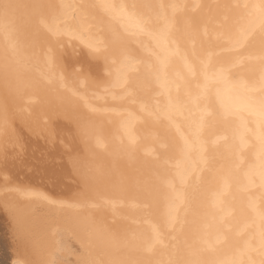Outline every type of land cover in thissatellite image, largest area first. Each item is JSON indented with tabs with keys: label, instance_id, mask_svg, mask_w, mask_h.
I'll use <instances>...</instances> for the list:
<instances>
[{
	"label": "flooded vegetation",
	"instance_id": "flooded-vegetation-1",
	"mask_svg": "<svg viewBox=\"0 0 264 264\" xmlns=\"http://www.w3.org/2000/svg\"><path fill=\"white\" fill-rule=\"evenodd\" d=\"M38 1H41V0H38ZM43 1H46V3L49 2V0H43ZM57 1L59 2L61 1L62 8H63L62 12L57 18H60V17L68 18L71 14L68 12L70 8L74 5V1L54 0V2H57ZM91 1L94 5L99 6L100 12L102 13V15L98 14L99 16L102 17V18L100 17L98 21H100L101 24L103 20L106 21L108 24H111L113 22L118 28V31L116 30L114 31L115 35L111 37L112 33L109 30H107V28L104 26L105 29L103 30L107 31V34H106L107 36L104 34L106 31L105 32L103 31L102 35L105 38L107 37L106 40L108 39L109 43L106 44L107 46H105V43L104 44L102 43L104 42L100 36V34L102 33V30L98 32H94L93 38L84 37L83 34L86 31L80 32L77 36L72 37L68 43L66 42V44L59 38L61 35H63L66 32H71V33L79 32L81 28L80 30H78L79 26L77 25L81 26L82 21H85L86 18H81V20H72L70 18L66 22L64 21L62 26L59 23H55V22H54L55 24L48 23L49 20H46V22L42 24V31L46 30L53 37L54 47L65 49V52L67 54H70V53L73 54L74 59L77 61L76 64L84 66L82 70L80 69L72 70V72L73 71H77V72H73L71 76L74 75L75 77L78 78V76H81L82 73L85 71L81 77L85 78L84 82L86 86L90 87V85L96 82L98 78L100 77L99 68H100L101 58L105 57L104 59L106 60H109L108 58H110L109 56H103L102 53L105 50L114 52L118 48L120 47L124 48V47H127L128 45H138L140 46L141 49L138 55L135 56V54H130L131 56L128 55L127 57L123 58L119 64L117 65L114 64V66H112L111 70L108 72V76L110 78L108 81L110 82L108 84V87L101 90L100 94H96L95 95L96 99H94L91 96H88L85 103H83L82 106L79 108V109L82 108L83 112L84 110L87 111L88 113L94 112L95 114L94 117L84 118V116L79 112V110L72 108L69 104L71 100H74L78 96H86L89 94L86 91L87 89L83 90V88H81L78 94L74 93L72 90L69 89V88H72L71 84H75L76 79H74V76L70 77V80L68 79L67 81L68 83L66 82L64 83L66 84V86L64 85V87L60 88L61 87L60 86L58 88L57 91L59 92V94L60 93L64 94L63 96L66 99L65 103L68 106L69 110L71 109L73 111L72 112L70 110L72 113H75L74 111H76L75 115H73L75 120L76 118L77 120L83 118L85 120L84 122L85 124L83 123L84 124L83 125L80 123V125L90 126L96 123L93 120L95 117L99 115H104V116L109 115V116H114V117L122 115V113H117L116 115L110 114L108 110L104 108L103 110L102 108H98L97 107L98 101L125 100L126 98L131 97L132 94L131 93L126 94L124 92V88L132 82H138L142 86L145 85V86H148L149 88H158L159 89V94L157 95L158 100L145 105L141 109L143 117H141L140 119H135V116L137 115V111H138V109L136 108H134L132 112L127 113L126 116L122 119L121 133L117 139L119 151L120 152L124 151L125 153L127 152L125 154L127 156V155L132 154L138 149L137 143L139 141L138 139L139 137L137 133L133 131V129L137 125L145 123V122H151L153 124L164 123L166 128L168 129L170 127L174 128L173 133L176 136V138L178 136V148H179L178 160L172 164H168L167 162L163 163L164 167L167 168V171H166L167 173L166 172L158 173L157 174L158 177L156 178L157 180L154 182L155 184L152 183V185L150 186L143 185V188L146 189L148 193L146 198H148L149 194L152 196L150 189L154 191V194H153L154 196H156V194L162 196V199L164 200V203H165L164 211H163L165 214L164 220L154 225H148V226L137 225L139 229H141L142 227L146 229L147 237L150 238V242H151L149 245L145 246V244L143 245V242H141V244H138L137 248H135L134 246H136V243L133 244L134 240L130 241L129 239L124 240L127 242V244H124V242L121 243L122 240H120L119 244L121 243V245L123 244L124 246L127 247L128 243L132 242V244L134 245L133 246L134 249H131L132 248L131 243H130L131 246L129 247L128 245L127 248H128V251H129V248L131 249L130 251L134 250L135 255L134 257L131 258V260L133 259L134 262L136 260L135 257H138L136 255H139L140 253H144L147 256L149 255L151 256L159 249L163 250V254L165 255L167 254L166 256L164 255L165 259L168 258L165 261L166 262L165 264H168L170 260H172V262H175L173 260H175L176 257H177L176 261L179 262L180 260L184 259V257L180 253V251L182 250L181 249L179 250L180 246H182V248L188 249L186 251V254H187L186 257L188 258V264L190 263L191 264H264V132H263L264 118H262L257 113L259 112L258 108L252 111H249V110L246 111V110H240L237 107L238 101L247 100L251 96H258V94L260 95L261 93L258 91L264 90V57L256 58L254 60V59H246L244 57H241L240 55L242 51L245 52L247 49L250 50L252 48V45H249L247 43L250 39H252L258 33V29L260 30V28L262 27V24H264V7L256 6V7L250 8L249 5L251 3V0H245V1L238 0L237 4L241 5V11H242L241 14L243 15V18L241 19V25L239 26V28L235 29L234 32H230V33H228L229 32L228 27L225 28V30L221 28L222 32L227 30L225 34H228L229 36L234 37V38L226 40V41L224 40V43L225 45H227L228 50H226L225 53L221 52V54L219 53L218 55L212 57L207 63V66H210L211 63L219 59H223L224 57H230L229 59L230 60L232 59V61L233 60L236 61L237 59V61L233 66L229 67V69L224 68L225 70H218L216 72H211V73L206 72L202 74V73H199V66H200V63L198 62V57H199L198 54L200 53L199 47L201 46L202 43H204V41H208L207 40L208 38H204L206 40H203L202 38H200L203 41L199 39V44H196V45L193 44V46L188 45L190 46V48L192 47L191 49L188 46H184L185 41L183 40H185L186 39L185 37L188 36L189 34L188 30H190V32L194 31L190 33L191 36L195 35V32L197 31V29L195 28H197L199 23H201V21L204 19L203 17L207 15L206 13L210 12V14H213L215 10L219 11L216 4L209 3V0H204L205 4L204 2H202V0H199L200 2L198 0H187V1L184 0L185 2H183L182 0L181 2L180 0L179 3L169 4V7H166L165 5H163V9L169 10L172 8L174 12H176L175 15L177 17L180 15V13H182L180 15V18H182L181 20H183L182 21L183 23H181V20L179 22L178 18L174 14H172L173 11H169V14H167L166 16H163L164 18L159 19V21L156 20L157 26H152L149 19L151 20V22L154 19H151V18L146 19L145 17H142L141 15L133 16V14L137 12V11L135 12V10L138 8L136 9L132 8L133 11L130 8H129V11L127 8H124V10L123 9L118 10L116 6V2L118 0H91ZM187 2H189V5L191 3L195 5V8L198 7L197 10L194 8L195 11L198 13L194 11L193 12L194 14L195 13L197 14L196 16H198L199 14V17H195V16L190 17V21L192 20L194 21V19L196 21V22H191L192 25L194 24L193 27H191L190 22H185L186 24L187 23L188 24L184 25V26H187L186 28H184V31H186V33L184 31L183 32L187 34V36H185V34L181 35L180 34L181 32L180 33L178 32L177 36H179V34L180 36L175 37L176 33L173 32V28L176 26L177 22L180 23L177 25L182 24L183 26V24H185L183 18L187 17L186 19L188 20L189 18L188 15L190 13L193 14L192 11L189 12L187 9L184 10V8L187 7L186 5H188ZM136 3L137 4L135 5H140V1L138 2L137 0ZM211 4L212 6H210ZM221 4H224V2L221 1ZM161 8L162 7H160V9ZM174 8H179V9L176 11ZM186 10L187 12H185ZM204 10L206 11V13ZM249 10H250V13H248ZM88 11L90 12L89 8H88ZM183 11L186 14L188 13V15L185 16L186 14H184ZM130 12L133 14H131ZM177 12H179L178 15H177ZM201 12L204 14L201 15L202 14ZM94 14H96V12ZM169 15L170 16L172 15V16L169 18L168 17ZM104 16L107 17V19ZM92 19L94 18L89 19L90 20L89 22L92 21L94 23ZM96 20L97 19H95V22H97ZM173 20H177L176 23ZM70 22L72 24H70ZM100 22H97V25L100 24ZM68 24H70V26H67ZM190 27L192 30L190 29ZM219 28L220 27H218L217 30ZM171 32H173V36L171 35L172 34ZM117 34L125 35V38L121 41H117L116 39ZM215 35H213V39L212 37L211 39L214 41L215 45L216 44L221 45L218 40L219 38H222V35H219V37L217 38H215ZM55 37H58V38H55ZM180 37L182 38L181 40L179 39ZM96 38H98L97 41L95 40ZM214 38L216 41L214 40ZM143 41H147L148 43L151 42V44L149 43V46L147 49H143V46H142ZM181 41L183 44L181 43ZM75 43L80 44L82 47H84V50H86V53H83L82 51L75 52L74 50H71L70 46ZM112 43H113V46H111ZM87 51L90 52L91 55H89ZM92 55L94 56L92 57ZM91 57L95 61H91ZM193 57L194 59H192ZM243 64L244 65L248 64L249 65L248 68L246 69L243 68L244 67ZM93 66H96L95 69L93 68ZM234 66L235 68H233ZM238 66L242 68H240L239 70L236 69L238 68ZM251 66H253L252 69L254 71L250 69ZM90 70L92 71L89 72ZM232 74H234V76L235 74L237 75L243 74V75H239L238 78L237 77L234 78ZM242 76H246V78L248 77L247 80L248 79L252 80L250 84L247 81H245L246 80L244 79L245 77H242ZM71 78H73L72 79L73 81H71ZM196 78H199L198 84L194 82ZM90 79L91 81L89 82ZM69 81L71 82V84L69 83ZM196 88L199 90L197 91ZM192 90H195V93H196L195 97L192 100H188V102H185L187 99L185 100L183 99V97L186 98L187 97L186 93ZM179 96L180 98L182 97L183 100L180 99ZM199 101H204L205 104L202 106H198L197 104ZM220 123L224 124L226 127L224 128L225 134H223V136L216 138V140L210 139V142H212V145L211 143L209 145L206 144L205 140L207 142L208 138L205 137L206 135H204L205 134L204 129H207L208 127L209 128L214 127L213 130L211 128L210 133L214 132V134H216L217 129H215V127H217L218 126L217 124H220ZM97 124L103 128L102 126L103 124L101 122ZM76 125L80 127L79 122L76 123ZM249 126L251 127V129ZM201 131H204L203 132L204 134H202ZM72 133H73L71 134L73 135L72 138L75 140L77 132H72ZM87 135L89 136V133ZM102 135L100 137L103 139L104 134ZM79 137H77V139ZM203 137L205 138V140ZM156 138L158 137L156 136ZM145 139L143 138V141H146ZM80 140H82L81 146L79 145L81 142L78 143L77 141L76 143V141H74L75 142L74 144L76 146L75 148H77L76 144H78V149L80 147L81 148L89 147L87 149L88 151L89 150L91 151V149L95 148L96 147L95 145L98 142L97 140V141H94L93 144H91L89 143V139L86 137L84 139L81 138ZM84 140H85V143L86 141L88 142L89 146L86 145L85 147H83V145H85L83 143ZM209 146L211 148H209ZM81 148H80L81 151L80 150L78 151L79 153L78 155L80 156L82 154L84 155L85 153H87L86 150H85L86 152L84 153V149H81ZM163 149H166V147H163ZM163 149L162 151H165ZM219 150L223 151L220 158L218 157V159H210V160L204 159L206 158L205 156L209 157L211 154H214L215 151H219ZM154 151L155 150L151 151L150 153H147L145 156L146 159L150 160L149 166L151 168L157 166L155 162L154 161L151 162V160H156L159 156L158 154H155ZM107 153L108 152L105 151V148L102 147L101 151L99 150V153L97 156L95 157L89 156V158L91 159L87 157V154H85V156L88 159L87 158H86L87 160L83 159L82 158L83 155H82L81 158L83 159V163H84V160L86 162L88 160L89 161L91 160L93 161V163H91V161L90 163L93 165H91L89 161L87 162L89 163L88 165L84 163L83 168L86 165L87 167L85 168L88 171L86 169L81 168L83 170V173L80 174V176L83 175L85 172L84 175L86 177L84 175L83 177H85L86 180L92 177V180L95 181L93 178V175H96V173L98 172L97 169L100 168V166L102 168L103 161H99L100 159L98 160V158H101V157H102L101 158L102 160H104L103 159L104 157L105 158L104 161L105 162L109 161L110 163H111V160L114 161L115 158L113 159V157H116V156L119 157V158H116L118 162L116 160H115L116 163L112 162V166L115 164L113 166V169H115V167H118L119 164L120 166L123 165V168L127 166L125 165V162L126 160H128V157H126L125 155H123V158H122V156L121 157L118 156L119 152L114 150L112 151V153L116 154L115 156L114 154L112 156L110 154L111 152L108 153L109 155H111L112 157L111 158L110 156L106 155ZM108 157L110 159H108ZM93 159L96 160V163H95L96 165L94 164ZM97 162L99 165H97ZM100 162L102 164H100ZM106 164L107 163H105V167H106ZM116 164L118 166H116ZM131 165L133 167L131 168L132 170L129 171L130 173H137L138 175L142 173L143 176H146L147 178L152 176L150 173L149 174L145 173L144 170H139V166H141L139 162L132 163ZM108 166H110V164L107 165V168H106L107 170L109 169ZM216 166H217V170L215 171V174L212 176L210 180L211 181L210 186L212 187V191H213L212 195L209 196L207 199L204 198V200L202 201V203H200L199 206H188L186 196L189 195L191 198H195L197 195H200V196L203 195L206 190V184H205L206 177L204 176V173H206L205 171L210 170L209 168L216 167ZM119 167L116 168V170H118ZM129 167L130 165L127 166V169ZM93 168L95 169L94 171H97L96 173L94 171L91 172ZM123 168L122 170L125 169V173L124 171H122L123 173L121 174V177L119 175L121 171L116 172V170L114 171L112 168L110 172L111 174L110 173L105 174V172H107L106 169H105L106 171L104 172L103 170L104 173L101 174L102 170L99 169L100 174L102 176L103 175L106 176L107 179H105V177L104 178L100 177L101 178L100 179L99 178L100 174L94 177L96 178L98 177L97 179L98 182L99 181L101 182V180L103 182V180H105L104 185L106 183V180L108 181L110 179L107 182V184L108 183L110 184V182L115 180V182H113L112 184H114L118 188L119 187L123 188L124 186H127L126 185L127 183L125 184L126 180L122 182L123 180L122 176L123 174L128 175V173H126L128 172V170H126V168L124 169ZM112 172H114L115 174H112ZM91 173H93L92 176L90 175V177H88V175ZM117 173L119 174L117 175ZM111 175L113 177L112 180H111ZM167 175L173 176V181L166 187H162L161 182L164 180V178ZM108 176L110 177L108 178ZM117 176H119L121 180L117 178ZM196 176L198 178L200 177L201 180L197 184L193 185V180ZM116 178L121 181V183L119 184L124 183L123 184L124 186L122 185L123 187L117 184L118 182ZM87 182H89V180ZM136 183L132 184V186H130V189L134 186L137 187V188L134 187L135 190H137L138 187H140L139 189L142 188V183H140V181H138L137 184ZM139 183L140 185L137 186ZM87 186L89 185L87 184ZM144 186L145 187L149 186L147 187L149 189L145 188ZM83 187L86 188L85 186ZM134 188L131 189V191L134 190ZM135 190L132 192L135 193L136 192ZM151 196H150V199L149 198L145 199L147 200L145 201L146 203H148V200L152 201L154 199V196L152 198ZM35 198H36L35 196H29V197H26L25 199L29 201H32V200L36 201ZM136 201L139 202L140 199L139 201L138 199ZM190 202L193 203L194 200H191ZM84 204H87L88 206L84 205L83 207H81L83 209L84 207L85 208L87 207L88 209L90 207L95 209L94 205H96L95 211L103 206H105V208L107 207L106 209L108 210V212L104 210V207L99 209L100 211L98 210L99 212H103V213L106 212L102 214L104 216L101 215L103 219L105 217L107 218L108 213L112 214L116 211L117 213L116 212L115 213L118 216L115 213L114 214L117 216V218H119V221L121 220L120 221L121 224H124V223L126 224L127 220L129 219V218H125V215H127L128 217L129 216L128 214H132L131 212L134 211L135 208L136 210L138 209L136 206V203L130 204V205H133L132 209L134 208L130 212H128L130 210L129 207H131V206H128L129 204L126 205L122 203L117 204L116 202L115 203L114 202H108V203L104 202V205L100 206L98 209L97 207L100 205V203L99 205L93 204V207L90 206V203L88 204L84 202ZM51 205L54 207H57V209L59 207V210L61 209L63 212H65L64 214L66 215L69 213L68 216L71 218H75L76 216H79V215H80L79 217L83 218V216L86 217L90 214V213L89 214L87 213L89 212L88 209H86L87 211L81 208H79L80 210H77L78 207H75L76 204L71 205V203H64L62 205L61 203V205L60 204L56 205L55 203H52ZM65 205L67 207H65ZM111 205H113V207L115 206L116 208L118 205H119L118 208L121 205L122 207L124 206L123 208L127 207V209H123L121 207L122 209L119 208V209L114 210V208ZM71 206H74V207L71 208ZM108 206L112 208H108ZM61 207H64V208H61ZM68 207H70L71 209H69ZM110 209L112 211L114 210V212H112ZM140 209L141 210H137V212L142 211L143 208H140ZM67 210H68V213L66 212ZM71 210L73 211V213ZM81 210H83L84 214L81 212ZM125 210H127L126 212H128V214L123 215L124 213H126ZM136 210L133 212V214L139 215V217H142L143 212L136 214L137 213ZM77 211H80V212L78 213ZM143 211H145V209H143ZM192 211L198 212V214H200L199 220L197 222H192V224H190L192 225L193 229L195 228L196 230L195 236H191V237L187 236L185 240L183 239L184 242L182 241L181 243L180 240L182 239H180L179 240L180 243H177L179 241L174 242L175 239H165V237L161 235L160 232L161 230L164 229L163 228L164 225H171L170 229L167 230L168 233L174 230L176 231L180 230V228H182V225H184V224H179L178 229L176 228V225L180 221V218L184 214H188L189 212H192ZM85 212L87 215L85 214ZM75 213L76 214L78 213V214L76 215ZM121 216L124 217L123 218L124 220H122V218L120 219ZM125 219H126V222H125ZM113 220H118V219L115 218ZM120 222H117V223H120ZM122 231L124 232V230ZM171 241L174 242L175 244L172 245ZM85 243L83 242V244ZM85 245L87 246V244ZM121 245H118L117 247ZM168 245H171L172 248L171 246L167 248ZM126 247L125 249H127ZM123 248H122V251L123 250L124 251L121 257H124V256L126 257L127 255L131 257V255L134 254L133 251L132 252L129 251L128 253L127 250ZM90 249L91 250L87 253V255L84 254L85 257H87L85 258L87 260L86 264L88 262V259L90 262L93 261L91 264H95V263L97 264L96 262L97 253L95 252L94 246H90ZM109 250H111L112 252V249H109ZM115 250L117 249L113 250L112 255L120 256V255H117V253H114ZM118 251L121 252V247L120 249H118ZM91 252L93 253L95 252L94 253L95 257L93 253ZM184 252H183V255H184ZM108 253L109 251H106L105 254L102 253L103 255L98 254L99 258L102 257L104 259V262L101 264H114V263L115 264H126L127 263L126 259L129 261V263L127 264H135L138 260L137 258L135 263L134 262L131 263L130 262L131 260L129 259L130 257L127 256V258L124 257L125 260L122 258L121 262L119 260L121 257L120 258L116 257L118 261L116 260L117 262H113L112 259L110 260L105 259ZM130 253H133V254L130 255ZM90 254H92L93 256L90 257L89 256ZM119 254H122V253H119ZM114 257H113V260H114ZM94 258H95V261H94ZM162 260H164V258ZM109 261H111L112 263H110ZM98 263L100 264V262ZM143 263L145 262L143 261L141 263L137 262V264H143Z\"/></svg>",
	"mask_w": 264,
	"mask_h": 264
},
{
	"label": "bare ground",
	"instance_id": "bare-ground-1",
	"mask_svg": "<svg viewBox=\"0 0 264 264\" xmlns=\"http://www.w3.org/2000/svg\"><path fill=\"white\" fill-rule=\"evenodd\" d=\"M121 2H124V0H121ZM136 2H137V0H136ZM136 2H135V4H137ZM179 2H180V0H179ZM181 2H182V0H181ZM183 2H185V1L183 0ZM202 2H204V0H202ZM125 3H126V1H125ZM187 3L189 5V2H187ZM207 3H208V1H207ZM31 4H32V2L31 1L27 2V0H0V264H86L87 260L85 258H87V257H85V255H87V254H85V255H84V253L81 254L82 250L80 248V245L76 244V241H75L76 238H78L80 240L82 239V242H84V243H85V241L86 242L88 241L85 244H87L88 247L94 246L95 252L98 254L100 253V250L103 251L104 254L106 251H109L107 256L108 255L113 256L112 255L113 250L117 249V250H115L114 253H117V255H120V256L114 255L115 256V257L113 256L114 260H113V257L111 258L113 262H117L118 259L116 257L120 258L123 255V251H124V250L122 251V248L124 247L123 249H125V247H126L123 244L121 245V243L124 242V244H127V242L124 241L125 238H128L130 240L129 237H126L128 234H127V232H125L126 229L123 227L125 225V223L121 224V222H120L121 220L119 221V218H117V216H118L116 214L117 212L116 211H115L116 213L114 212V210L119 209V208L122 209L124 206L122 207L120 205V207L118 208V206H119L118 205L116 208L115 206L113 207V205H111L114 208V210L113 211L111 209L110 210L112 212H114L117 216L114 213H112V214H114L116 217L114 215H112L111 213H108L107 218L105 217L104 219L102 218V216H104L102 214H104L106 212H104V213L99 212L100 211L99 209L104 207V210H106L108 212V210L106 209L107 207L105 208V206H103L104 202L105 203L107 202V201H105L107 196H110V198L114 197V199H115V197H117V198L121 197L122 199L121 198L120 199L122 201H124L123 204H126V205L128 203V197L135 196L136 198L135 197L134 198L136 200H137V198H138V201L140 199V201H139L140 204L138 203L136 205L138 208L137 210H141L140 209L141 207L138 205H141V203L143 204L145 201H147L145 199H148V198L150 199V196H151L150 194H149L148 198H146L147 196L146 197L141 196L142 193L144 191H146V189L143 188V185H149L150 186V185H152V183L155 184L154 182L157 180L156 178L158 176L153 174L152 176L147 178L146 176H143L142 173L139 175L137 173H130L129 171L132 170L131 168L133 167L132 165H130V167L128 169H127V166L124 167V168H126V170H128V172H126V173H128L129 178L132 179L133 177H135L136 180H138V181H140V183H142V188L139 189L140 187H138L139 190L138 189L135 190L134 187H136V186L131 188V189L134 188V190L136 191L135 193L132 192L134 190L131 191L129 185L132 186V184H130V183L132 182V180H134V183H135L136 180L135 179L130 180L128 178L127 174L126 175L123 174L124 177L122 178L125 180L128 179V181L125 182V184L127 183L126 184L127 186H124L123 185L124 183L119 184V183H121V181H120L121 179L119 178V176H117V178H119L120 180L116 178L117 182H118L117 184L120 185L121 187L124 186L123 188L119 187L120 189L118 187H116L114 184H112L113 182H115V180L110 182V184L109 183L107 184V182L110 179L108 181L106 180L105 185H104L105 180H103V182L101 180V182L99 181L100 182L99 183L97 181L98 177L96 178L94 176H98L100 174L99 169L102 170L101 174H103L107 170L106 168H107L108 164H110V166H112V162L113 163H116V161L118 162V160H116V158H119V157H117V156L113 157V159L114 158L115 159H114V161L111 160V163L109 161L105 162L104 157H103L104 160L101 159L102 157L101 158L97 157L98 160L100 159L99 161H103L102 163L104 165L100 162V164H102V168L100 166V168L97 169L98 172L94 171L95 170L94 168H93V170H91V172L92 171H94L95 173L97 172L96 175H93V178L95 181H93L92 177H91L90 179H88L89 182H87L88 180H86V178H85L86 176L84 175L85 172L83 174L85 177H83V175L80 176V174L83 173V170L81 169L84 166L83 164L85 163L88 165L91 161V160L90 161L88 160L89 163H87L88 161L86 162L84 160V163H83V159H86L87 157L89 158V156H87V157L85 156V154H87L85 152L86 151L88 152L87 149L89 147H87V148H81L80 147L82 144V142H81L82 140H80L81 135L79 134V133H81L80 132L81 130L78 129V126L76 125V123L80 122V120L78 119L79 120L78 121L77 118L75 120L73 115H75L76 111H74L75 113H72L73 111L71 109L70 110L72 112L69 110L68 106L65 103L66 99L63 96L64 94H62V93L59 94V92L57 91L59 88V85H58L59 83H60V85H62L60 88H62L63 85L66 86V84H64V83L65 82L68 83L67 82L68 79L70 80V77L74 76L73 75V76L68 77V75H67L68 73L72 74L73 72H77V71L72 72L73 64L76 63L77 61L75 59L71 58L69 56V54H67L66 52H64L60 49L53 48V47H51L50 49L46 48L47 50L44 49V47L47 46V44L45 43L46 45L44 46L42 42H44L46 40L40 38V36H39L40 32L38 31V26H37L36 21H35L36 18H38L37 20H39V18L42 17L43 12L39 8L38 9L33 8V6ZM126 4H128V2ZM204 4H205V2H204ZM140 5H134L133 7H135V9H136V8H138L137 6H140ZM188 5H186V6H188ZM165 6H166V4H165ZM210 6H212V4ZM132 8H130V9L132 10ZM186 8L188 10V7H185L184 10ZM197 8H195V9L197 10ZM127 9L129 11V6ZM210 9H212V8H210ZM187 10L185 12H187ZM171 11L174 12V10H171ZM180 11H182V10H180ZM193 11L196 12L195 10H192V12ZM179 12H177V15ZM185 12L183 11L184 14H186ZM194 12H193V14L190 13L192 15H190V14L188 15V13L185 15V16H187V15L189 16L188 20L186 19L187 17L183 18L184 23L190 22L191 27L194 26V24L192 25L191 22H196V21H195V19H194V21L193 20L190 21V17H192V16L199 17V14H198V16H196L197 15L196 13H198V12H196L195 14H194ZM99 13H101V12H99ZM175 13L176 12H174L172 14L175 15ZM205 13H206V11H205ZM131 14H133V13H131ZM181 14L182 13H180V15ZM180 15L178 17L175 15L178 18L179 22L182 19V18H180ZM152 16H154V15H152ZM171 16L169 15L168 17L170 18ZM176 17H175V19H176ZM95 19H97V18L92 19L94 21V23L92 21L91 22L93 24L97 25V22H100V21L96 20L97 22H95ZM191 19H193V18H191ZM173 21H175V23H176L177 20H173ZM182 21L183 20H181V23H183ZM198 21H199V19H198ZM155 22H156V20H155ZM179 22H177V24H180ZM79 24H80V22H79ZM100 24H101V22H100ZM177 24H176V26H177ZM187 24L185 23V24H183V26L187 25ZM77 26L80 27V25H77ZM174 26H175V24H174ZM184 27L186 28L187 26H184ZM191 27H190V29H191ZM262 27H264L263 24H262ZM180 28H181V26L179 27V29ZM182 29L183 30L180 29L181 33L178 30V28H177V30L175 28V30L177 32L174 31V29H173V32L176 33L175 37L178 35L177 34L178 31L181 35L186 33V31H184V28H182ZM101 30H98V31H101ZM108 30H110V29H108ZM212 30H214V28ZM103 31L105 32L106 30H102V33L100 34L102 39L105 38L102 35ZM188 31H189L188 36L190 35L189 38L190 37L192 38L193 36H191L190 33L194 32V31H191V32H190V30H188ZM258 31H259V29H258ZM173 32H171L172 36H173ZM197 32H198V30L196 31V33ZM111 33H112L111 37L113 35H115L114 34L115 32H111ZM104 34L106 35L107 31ZM180 34H179V36H180ZM179 36H177V37H179ZM185 36H187V34H185ZM188 36L185 38L188 39ZM41 37H43V36H41ZM194 37H193V39L195 40L196 36L194 35ZM114 38H112V39H114ZM170 38H172V37H170ZM198 38H199V36H198ZM204 38H206V37H203L202 39L206 40ZM97 39L98 38H96L95 40L97 41ZM179 39L181 40L182 38L180 37ZM210 39H211V37H210ZM203 40H201V41H203ZM183 41H185V40H183ZM46 42L48 43V41H46ZM187 42H186V44H188ZM102 43L104 44L105 41ZM181 43H182V41H181ZM106 44L107 43H105V46H107ZM182 44H180V45H182ZM197 44H199V42ZM188 45L193 46V44H188ZM245 45H247V44H245ZM109 46H110V44H109ZM111 46H113V43ZM190 46H188V47L190 48ZM182 49H183V47H182ZM242 52H244V51H242ZM192 59H194V57ZM222 62H224V60ZM245 67H247V66H245ZM57 68H61V70L58 69V70H60V71H58ZM233 68H235V66ZM240 68H242V67L238 66V68H236V69L239 70ZM88 70H89V68H88ZM91 71L92 70H90L89 72H91ZM226 71H228V70H226ZM83 73H82V75H83ZM41 74L44 76L43 78H42ZM74 74H76V73H74ZM66 75H67V77H66ZM239 75H243V74H239ZM239 75L235 74V76H234V74H232V76H234V78H236V77L238 78ZM242 77H245L244 78V79H246L245 81H247L249 84L252 81L250 79L247 80L248 77L246 78V76H242ZM72 79L73 78H71V81H73ZM74 79H77V77L74 76ZM239 79H241V78H239ZM69 83L71 84L70 81H69ZM252 84H253V82H252ZM256 84H257V82H256ZM246 85H247V83H246ZM76 89H79V88H76ZM198 90L199 89H197V91ZM181 91H180V93H181ZM258 92H261V91H258ZM258 96H259V94H258ZM179 98H180V96H179ZM180 99H182V97ZM183 99L186 100V98H184V97H183ZM67 103H68V101H67ZM83 123L84 122H82L81 124H83ZM79 126H81L80 123H79ZM73 128H75L79 132V133L78 132L76 133V137H75L76 139L75 140L72 138L73 135H71V134H73L72 133ZM81 129H82V132L84 133V134L82 133L83 136H85L86 138H88L90 140V138H91L90 136H92L93 130L89 131V128H88V131H89L88 132L84 128H81ZM91 129L92 128H90V130ZM250 129H251V127H250ZM262 129H263V127H262ZM76 130H75V132H76ZM222 130H223V128L221 129V132H222ZM204 131H205V134L203 133ZM204 131H201V132H202V134L206 135L205 137L208 138V139L207 138L206 139L212 140L213 139L212 136H213L214 132L210 133L211 128L204 129ZM218 131H220V130H218ZM69 132H71V134ZM263 132H264V130H263ZM88 133H90L89 136L87 135ZM207 133H209V134H207ZM77 137L80 138V139L78 138L80 141L77 139ZM105 140H106V138H105ZM107 140H108V138H107ZM204 140H205V138H204ZM215 140H216V138H215ZM74 141H76V143H77V141H78V143L81 142L79 144L80 145L79 147L81 149H84V153H85L84 155L82 154L83 159L81 158L82 155L81 156L78 155L79 154L78 151L80 150V148L78 149V144H76L77 148H75L76 146L74 144L75 143ZM87 141H86V143H87L86 144L85 140H84L83 143L85 145H83V147L88 145ZM208 142H210V140L205 142V143L207 144ZM210 143L212 145V142H210ZM208 145H209V143H208ZM209 148H211V147L209 146ZM74 149H76V150H74ZM100 151H101V148H100ZM110 152H108V153H110L113 156L114 153H112V151H110ZM108 153L106 155L111 157V155H109ZM115 155L116 154H114V156ZM107 156H106V158H107ZM120 157H121V155H120ZM97 158H95V159H97ZM89 159H91V158H89ZM108 159H110V158L108 157ZM108 159H106V160H108ZM104 162L107 163L106 167H105ZM91 163H93V161H91ZM95 163H96V160H94V164ZM91 165H93V164H91ZM97 165H99L98 162H97ZM110 166H108L109 167L108 170H110V171L107 170V172H105V174L110 173L111 168L113 169V166L112 167H110ZM116 166H118V165L116 164ZM119 166H120V164H119ZM121 166H120L121 168L119 167V169H118L119 171L116 170V168H118V167H115V169H113L114 171L116 170V172L121 171L120 174L117 173V175L119 174L120 177H121V174L123 173L122 171H124V173H125V169L123 168V165H121ZM85 167H87V166L85 165ZM85 167L83 169H86ZM122 168L124 170H122ZM103 170H104V172H103ZM80 171H82V172H80ZM225 173H226V171H225ZM92 174L93 173L89 174L88 177H90V175L92 176ZM101 174L99 175V178L105 177V179H107L106 176H104V175L102 176ZM112 174H115V173L112 172ZM125 176L127 178H125ZM109 177L110 176H108V178ZM112 179H113V177L111 175V180ZM138 181H136V182L138 183ZM80 182H84L83 186H85V187L87 186V184L89 186L84 188L82 185H79ZM122 182H124V180H122ZM140 183L137 186H139ZM149 186H146V187L144 186V187L147 188ZM147 189H149V188H147ZM137 191L141 192L140 195H139V193H138V195H136ZM153 194H152L151 198L154 196ZM22 195H26V196L21 198ZM28 195H31V196L36 195L35 196L36 201L26 200L25 198L29 197ZM103 195H106L105 200L103 203L101 200V203L99 205V202H100L99 198L103 197ZM103 198H100V199H103ZM130 198H132V197H130ZM125 199L127 200L126 203H125V201H126ZM130 200L136 201L134 199L133 200L130 199ZM130 200H129V203L131 204ZM87 201L88 202L89 201H95L96 204L99 205L97 207V209L100 206H103V207L99 208L98 209L99 211L98 210L95 211L96 205H94L95 209H93L90 206L93 207L94 203L90 202V206H89L90 208L89 209L87 207L86 208L84 207V209L80 207L83 210L88 209L89 212H87V213L88 214L90 213L88 216H86V217L83 216V218H81V217H79L80 216L79 215V216H76L78 218H76V217L71 218L68 216V214H69L68 210L66 211L68 213L66 215V214H64L65 212H63L61 209H60L61 211L59 210V207L57 209V207H54L51 205L52 203H55L56 205H59V204L61 205V203H62V205L64 203H71V205H73V204L78 205V204H84V202L86 203ZM116 202H118V201H116ZM148 202H149V200H148ZM120 203H122V202H120ZM110 204H109V206H110ZM117 204H119V203H117ZM130 204L128 205V206H131V207H129L130 210L128 212H130L131 210L134 209V208L132 209L133 205H130ZM133 204H135V203L133 202ZM84 205H87V204H84ZM114 205H116V204H114ZM109 206H108V208H112ZM65 207H67V206L65 205ZM73 207L74 206H71V208H73ZM61 208H64V207H61ZM68 208L71 209L70 207H68ZM123 209H127V207L123 208ZM73 210H75V209H73ZM77 210H80V209L78 208ZM83 210H81L82 213H83ZM135 210H136V208L134 209V211ZM137 210H136V212H137ZM122 211H124V210H122ZM126 211L127 210H125V212ZM134 211H132L131 213L133 214ZM77 212L79 213L80 211H77ZM128 212L124 213L123 215L128 214ZM140 212H143V209H142V211H138L136 214H138ZM72 213H73V211H72ZM85 214H86V212H85ZM132 214H128V215H132ZM140 216H141V214H140ZM115 218L118 220H113ZM121 218H122V220H124L123 219L124 217L121 216L120 219ZM125 218H129V216L127 217V215H125ZM109 220H111V221H109ZM116 221L120 222V223H117ZM125 222H126V219H125ZM132 222H133V220H132ZM116 223L119 225H117ZM48 228L53 229V230H57V231L55 233L50 234V233H48V231H46V229H48ZM130 229H132V228H130ZM184 229H185V227H184ZM122 230H124V232ZM68 231H70V232H68ZM122 232L124 233V235ZM86 233H88V235ZM68 234H70V235H68ZM178 234H179V232H178ZM178 234H176V236ZM133 236H135V235H133ZM135 238H136V236H135ZM180 238H183V236H181ZM178 239H179V237H178ZM178 239H177V241H179ZM120 240H122V241L119 244ZM130 241H133V240H130ZM180 241L177 243H180ZM130 243L132 244V242L128 243L129 247L131 246ZM134 243H137V242H135V240H134L133 244ZM181 243H182V241H181ZM133 244H132V247L134 246ZM118 245L122 246L121 252L118 251V249H120V248H116ZM128 245H127V247H128ZM87 246H86V248H87ZM109 249H112V252ZM131 249L129 248V251ZM125 250H127V252L129 253L128 248ZM132 251L134 253V250H132ZM132 251H130V252H132ZM138 252H136V253H138ZM91 253H93V252H91ZM94 253H93V255H94ZM119 253H122V254H119ZM133 253H130V255ZM124 254H126V253H124ZM93 255L90 254L89 256L92 257ZM100 255H103V254H100ZM134 255H135V253L133 255H131V257L129 255H127V256H129L130 257L129 259L131 260V258L134 257ZM127 256L126 257L124 256V257L127 258ZM136 256H138V255H136ZM146 256L147 255H145V257ZM94 257H95V255H94ZM124 257H121L119 259L120 262H121L122 258L125 260ZM100 258H102V257H100ZM137 258L138 257H135L136 260H137ZM152 258H154V257H152ZM152 258H150V260ZM97 259H99V258H97ZM140 259L143 262H145L143 264H149V263H147V261H148L147 258H144L146 261H144V259H142V258H138V260H139V261L137 260L138 263L142 262ZM155 259H156V257H155ZM164 259H165V257H164ZM109 260H110V258H109ZM136 260H135V262H136ZM94 261H95V258H94ZM173 261H175V260H173ZM92 262L93 261H91L90 263H92ZM96 262H97V264H99L98 261H96ZM109 262L112 263L111 261H109ZM126 262L129 263V261L127 259H126ZM130 262L133 263L134 260L132 259ZM137 262L135 264H137ZM170 262L172 264L175 263V262H172V260H170ZM87 264H88V262H87Z\"/></svg>",
	"mask_w": 264,
	"mask_h": 264
},
{
	"label": "rangeland",
	"instance_id": "rangeland-1",
	"mask_svg": "<svg viewBox=\"0 0 264 264\" xmlns=\"http://www.w3.org/2000/svg\"><path fill=\"white\" fill-rule=\"evenodd\" d=\"M30 1L32 2L31 5L33 6V8H36V9L39 8L43 12L42 17H40L39 20H37L38 18H36L35 21H36V24L38 26V31L40 32V35H39L40 38L48 41V43L46 41L42 42L44 46L47 44V46H45L44 49H46V48L50 49L51 47L55 48L54 44H53V40H54L53 37L46 30L42 31V24H44L46 22V20H49L48 23H54L55 22V23H59L62 26L63 22L64 21L66 22L70 18L72 20H81V18H86V20L82 21L81 26L78 28V30H80V28H81V30L79 32H77V33H75V32L74 33L66 32V33H64L63 35H61L59 37L63 42H65V44H66V42L68 43L72 37L77 36L80 32H85L86 31L84 34L82 33L84 35V37L93 38L94 37V31L98 32V30H101V29L103 30L104 26H106L107 30L110 29L109 31H111V32H114L115 30L118 31L117 26L112 21H111L112 22L111 24H108L106 21L103 20L102 24H98V25H95L92 22H89L90 21L89 19H91V18H97V20H99L101 16H99L98 14H100V15L102 14V13H99L100 12L99 11L100 10L99 6L94 5L91 0H72V1H74V5L70 8V10L68 12V13H71L72 15L70 14V16L68 18H64V17L57 18L60 15V13L62 12V9H63L61 1L60 2L59 1L54 2V0H49V2L46 3V1H43V0H41V1H38V0H27V2H30ZM125 1H126V3L128 2V4H126ZM139 1H140L141 5L138 7V9L135 10V12L136 11L137 12L135 14H133V16H136V15L140 16L141 15L142 17H145L146 19L151 18V19H154V20H159L161 18H164L163 16H166L169 13V11L173 10L172 8L170 10L163 9V5L166 4V6L169 7V4H174L176 2L177 3L179 2V0H139ZM221 1H223L224 4L221 5L220 4ZM135 2H136V0H124V2H121V0H118L116 2V6H117L118 10H122V8L123 9L124 8H128V6H129V8H132L135 5ZM209 3L216 4V6L218 7L219 11L215 10L213 12V14H210V12L206 13L207 15L205 17H203L204 19L202 20L203 23L201 22L198 25V27L196 28L198 30V32L197 33L195 32V36H196L195 40L193 39L194 36L192 38L188 37L189 40L187 38H186L187 40L185 39L186 42L188 41L187 42L188 44H195L196 45L199 42V39L202 36L208 38L207 39L208 41H206V42L204 41V43H202L201 46L199 47V49H200L199 50L200 53L198 54L199 55L198 62L200 63L199 73H202V74L206 73V72L211 73V72H216L218 70H225L224 68H229V67L233 66L236 63L237 60L236 61H234V60L232 61V60L229 59L230 57H224L223 59L217 60V62L215 61V62L211 63L210 66H207V64H206V63L209 62V60L212 57L218 55L221 52L225 53L226 50H228L227 49V45H225V43H224V40L226 41V40L234 38V37L229 36L228 34H225L227 32V30L222 32L221 28H223V30H225V28L228 27V29H229L228 33L234 32V30L239 28V26L241 25V19L243 18V15L241 14V12H242L241 11V5L237 4L238 0H210ZM249 6H250V8H253V7H256V6L264 7V1L263 0H251V3H250ZM87 7L89 8L90 12L88 11ZM160 7H162V8L160 9ZM187 7H188L189 11L195 10L194 9L195 5H193V4H190ZM134 8L135 7H133V9ZM174 9L178 10V8H174ZM95 12H96V14H94ZM248 13H250V10L248 11ZM152 15H154V16H152ZM202 15H203V13H202ZM105 18L107 19V17H105ZM154 20L151 22V20L149 19V21H150L152 26H157V24H156V22H154ZM70 24H72V23L70 22ZM70 24H68L67 26H70ZM93 25H95V26H93ZM178 26L179 27L181 26V28H180L181 30H183L182 28H185L182 25L175 26L176 30L178 28L179 31H180V29H179ZM218 27H220V28L217 30ZM175 28H173L174 31H176ZM213 28H214V30H212ZM260 30L247 43L249 45H252V48L250 50H246L245 52H242L240 54L241 57H244L246 59H254V60L256 58L264 57V33H263L264 32V27H261ZM214 33L217 34V35H215ZM221 33L222 34L224 33L223 36H222L223 38H219V40H218L221 45H217V44L215 45L214 41H212L213 38L210 39V37H213V35H215V38H217V37H219V35H222ZM41 36H43V37H41ZM198 36H199V38H198ZM55 38H58V37H55ZM124 38H125V35L117 34V36H116L117 41H121ZM215 38H214V40H215ZM103 41H105V43L108 44V40H106V38H104ZM186 42H185V46H188V44H186ZM149 43L151 44V42H149ZM149 43L147 41H143V43H142L143 49H147L148 46H149ZM70 48H71V50H74L75 52L82 51L83 53H86V50H84V47H82L80 44H77V43L71 45ZM57 49H60V48H57ZM60 50L65 52V49L61 48ZM87 53L89 55H91L90 52L87 51ZM139 53H140V46H138V45H128L127 47H124V48L120 47L117 50H115L114 52L113 51L110 52L109 50H105L102 53L103 56H109L110 58H108L109 60L104 59L105 57L101 58V60H100L101 63H100V68H99L100 77L98 78V80L96 82L92 83L90 85V87H88V86H86V84L84 82L85 78L78 76V78L75 81V84H71L72 88H69V89L72 90L74 93L78 94L80 92L79 90H81V88H83V90L87 89L86 91L89 94L86 95V96H78L74 100H71V102L69 103L70 106L72 108H75V109L79 110V112L84 116V118L94 117V115H95L94 112L93 113H88L85 110L83 112V109L82 108L79 109V108L82 106L83 103H85V101L87 100L88 96H91L94 99H96L95 95L96 94H100L101 90H103L106 87H108V84L110 83V82H108L109 79H110L109 76H108V72L111 70V68H112V66H114V64H116V65L119 64L120 61L123 58L127 57L130 54H135V56H136ZM89 55H87V56H89ZM69 56L74 59L73 54L70 53ZM93 56L94 55H92V57ZM92 57H91V61H95L94 59H92ZM223 60H224V62H222ZM245 66H247V67H245ZM245 66H244V68L246 69V68H248L249 65L246 64ZM95 67L96 66H93L94 69H95ZM252 67L253 66H251L250 69H252ZM83 68H84V66L78 65L76 63L73 64V70L74 69L75 70L76 69L77 70L78 69L82 70ZM58 69L61 70V68H57V70ZM60 70H58V71H60ZM67 75H68V77L71 76L70 73H68ZM67 75H66V77H67ZM41 76H42V78L44 77L42 74H41ZM90 81H91V79L89 80V82ZM194 82L196 84H198L199 83V78H196L194 80ZM58 85H59V87L62 86V85H60V83ZM63 87H64V85H63ZM76 88H79V89H76ZM196 90H197V88H196ZM124 92L126 94L127 93H131L132 96L128 97V98H126L125 100H122V101H109V100L105 101V100H101V101H98V106H97L98 108H102V110H103V108L108 110L110 114L116 115L117 113H122V115H119V116H116V117L109 116V115H107V116L99 115V116L95 117L94 120H93V121L96 122L95 124H92L90 126H85V127L84 126H82V127L80 126V128L78 127V129L81 130V131L80 130L79 131L81 132L80 135L82 136L81 137L82 139L85 136H83L84 133L82 132L81 128H84L87 131H88V128H89V131L93 130L92 131L93 133L91 132L92 136H90L91 138L89 140V143L93 144L94 141L98 140V142L95 145L96 147L91 149V151L89 150L87 152V156H90V157L97 156L98 153H99L100 148H102V147H104L105 151H107V152H109V150L110 151L111 150L112 151L115 150V151L119 152L117 139H118V137H119V135L121 133V122H122V119L126 116L127 113L132 112L134 110V108L138 109L137 115L135 116V119H140L141 117H143L141 109L145 105L158 100L157 99V95L159 94V89L158 88H149L148 86H145V85L142 86L138 82H132V83L128 84L124 88ZM195 95H196L195 90L188 91V93H186L187 101L188 100H192L195 97ZM187 101H185V102H187ZM107 104H108V106H107ZM204 104H205L204 101H199L197 105L198 106H202ZM79 120H80L79 123L85 122V120L83 118H81ZM99 122H101L103 124L102 125L103 128L97 124ZM217 125L218 126L215 127V129H217L218 133L214 134V136L212 137L213 139L218 138L220 136H223L224 128H226L225 125L222 124V123L217 124ZM75 128H73L72 129L73 131L72 130L71 131L75 132V130L77 129V128L76 129ZM90 128H92V129L90 130ZM211 128H212V130L214 129V127H211ZM222 128H223V130L221 132ZM173 129L174 128H172V127H170L169 129L166 128L164 123L153 124L151 122H145V123L137 125L133 129V131L136 132L138 137H139L138 138L139 141L137 143L138 144V149L135 152H133L132 154L126 156V157H128V160H126L125 165L128 166V165H131L132 163L139 162L140 165H141V166H139L140 167L139 170H144L145 173H148V174L150 173L151 175H153V174L157 175L158 173L166 172L167 168L164 167L163 163L167 162L168 164H172V163L176 162L178 160V158H179L178 157V152H179L178 136L176 138V136L173 133ZM218 130H220V131H218ZM76 132H78V130H76ZM69 133L71 134V132H69ZM102 134H104V138L103 139L100 137ZM89 135H90V133H89ZM156 136L158 138H156ZM106 137L108 138V140L107 139L105 140ZM145 137H146V139H145L146 141H143V138H145ZM208 143L210 144V142H208ZM163 147H166V149H163ZM162 149L165 150V151H162ZM153 150H155L154 153L158 154L159 156H158V158L156 160H151V162L154 161L155 164L157 165L156 167H152L151 168L149 166L150 160L146 159L145 156H146L147 153H150ZM159 150H161V151H159ZM126 153L125 152H119V156L121 155L123 157V155L126 154ZM222 153H223L222 150L215 151L214 154H211L209 157L205 156L206 158H204V159H206V160L218 159V157L220 158ZM209 169L210 170H207V171H205L206 173H204V176L206 177L205 178L206 179V182H205V184H206L205 193L203 195H201V196L197 195L195 198H191L189 195L186 196L187 202H188L187 203L188 206H199L200 203H202V201L204 200V198L207 199L209 196L212 195L213 191H212V187L210 186V184H211L210 180H211L212 176L215 174V171L217 170V166L209 168ZM123 177L124 176H122V178ZM125 178H127V177L125 176ZM128 178H129V176H128ZM132 179L136 180L135 177H133ZM132 179H130V180H132ZM123 180H125V179H123ZM200 180H201L200 177L198 178L196 176L194 178V180H193V185H195L198 182H200ZM126 181H128V179ZM136 181H138V180H136ZM136 181H135V183H136ZM172 181H173V176L167 175L164 178V180L161 182V186L162 187H166ZM83 183L84 182H80L79 185L83 186L84 185ZM133 183H134V180H132V182L130 184H133ZM129 186H131V185H129ZM150 191H151L152 194L154 193V191L152 189ZM138 193L140 195L141 192L137 191L136 195H138ZM147 194L148 193H147V190H146V191H144L142 193L141 196L146 197ZM24 196H26V195H22L21 198L24 197ZM28 196H31V195H28ZM33 196H36V195H33ZM103 197H100V198H103V199H100L98 197L99 200H100L99 203H101V200H102V202H104L106 195H103ZM130 197H132V198H130ZM130 197H128V203L127 204H130L129 203L130 199L136 200L135 196H130ZM109 198H110V196H107L105 201H107V202H116V201H118L116 203H120V202H122V204L124 203V201L121 200L122 199L121 197H118L119 199L117 197H115V199H114V197L113 198L111 197L110 198L111 200ZM191 200H194V202L191 203L190 202ZM32 201H35V200H32ZM90 202H93L94 204H96L95 201H89L88 203H90ZM126 202H127V200L125 201V203ZM130 202H131V204H133V202H134V203H136V205L139 203V202L131 201V200H130ZM143 205L144 204L141 203L140 207L145 209V211H143V213H142V216L144 215L143 216L144 218L143 217H139L138 215H134V214L129 215L131 217H129L127 223L123 227L126 229V232L128 234L127 237H129L130 240H136V242L138 244L143 242V245L145 244V246H147L151 242H150V238L147 237L146 229L144 227L139 229L137 225L148 226V225H154V224H157L159 222H162L164 220V218H165V216H164L165 214L163 212L165 203H164V200L162 199V196L156 194V196H154V199L152 201H149L144 206ZM76 206L78 208H80V207H83L84 204H78ZM199 217H200V214H198V212H195V211L189 212L188 214H184L180 218V221L178 222V224L176 225V228H178L179 224H184V225H182V228L180 230H177V231L174 230V231L168 233L167 230L170 229L171 225H164L163 226L164 229L161 230L160 233H161V235L163 237H165V239H175L174 242H176L178 237H179L178 240L182 239L181 241H183V239L185 240L187 238V236H190V237L191 236H195L196 230H195V228L193 229L192 225H190V224H192V222H197L199 220ZM132 220H133V222H132ZM184 227H185V229H184ZM130 228H132V229H130ZM46 231H48V233L52 234V233H55L57 230H53V229H49L48 228V229H46ZM68 232H70V231H68ZM178 232H179V234H178ZM175 233L178 234V235L176 236ZM86 234L88 235V233H86ZM132 234L135 235L136 238ZM68 235H70V234H68ZM181 236H183V238H180ZM127 239L128 238H125V240H127ZM75 241H76V244L80 245V248L82 250L81 254L82 253L87 254L91 250L90 246L89 247L87 246V248H86V245L82 244L83 243L82 239L80 240V239L76 238ZM174 242L171 241V244L172 245L175 244ZM137 243H136V246H138ZM136 246H135V248H137ZM170 246L171 245H168L167 248H169ZM120 247H122V246H120ZM120 247H116V248H120ZM171 248H172V246H171ZM132 249H133V247H132ZM180 249L182 251L183 250L185 251V252L183 251L184 255H183V252L180 251L182 256L185 257V258L183 260H180L179 262H177L176 258H175V263H173V264H188V258L186 257L187 256L186 251L188 249L187 248L184 249V248H182V246H180L179 250ZM102 253H103V251L100 250L99 254H102ZM164 255L165 254H163V250L159 249L153 255H151V256L149 255L147 257H145L144 253H140L138 255V258H142V259L147 258V260L149 261L148 262L149 264H158V263L159 264H165L166 263L165 262L166 259H164V260H162V259L167 254L165 256ZM96 257L99 258L98 255ZM112 257L113 256L108 255L105 259H109V258L111 259ZM152 257H154V258H152ZM155 257H156V259H155ZM150 258H152V259L150 260ZM97 261L100 262V263H103L104 259L103 258H99V259H97ZM88 262L90 263L89 260H88Z\"/></svg>",
	"mask_w": 264,
	"mask_h": 264
},
{
	"label": "clouds",
	"instance_id": "clouds-1",
	"mask_svg": "<svg viewBox=\"0 0 264 264\" xmlns=\"http://www.w3.org/2000/svg\"><path fill=\"white\" fill-rule=\"evenodd\" d=\"M237 107L240 110L252 111L256 108L259 109L258 114L264 118V90H261L259 96L249 97L247 100L237 102Z\"/></svg>",
	"mask_w": 264,
	"mask_h": 264
}]
</instances>
